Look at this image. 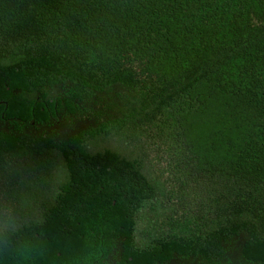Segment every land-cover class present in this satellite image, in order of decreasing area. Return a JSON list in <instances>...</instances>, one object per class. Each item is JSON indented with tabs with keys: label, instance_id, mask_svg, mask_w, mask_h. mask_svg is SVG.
<instances>
[{
	"label": "trees",
	"instance_id": "trees-1",
	"mask_svg": "<svg viewBox=\"0 0 264 264\" xmlns=\"http://www.w3.org/2000/svg\"><path fill=\"white\" fill-rule=\"evenodd\" d=\"M7 215L0 264H264V0H0Z\"/></svg>",
	"mask_w": 264,
	"mask_h": 264
},
{
	"label": "clouds",
	"instance_id": "clouds-1",
	"mask_svg": "<svg viewBox=\"0 0 264 264\" xmlns=\"http://www.w3.org/2000/svg\"><path fill=\"white\" fill-rule=\"evenodd\" d=\"M19 226L14 215H7L0 225V252L19 248L20 254L27 258L30 252L29 246L18 238Z\"/></svg>",
	"mask_w": 264,
	"mask_h": 264
},
{
	"label": "rangeland",
	"instance_id": "rangeland-1",
	"mask_svg": "<svg viewBox=\"0 0 264 264\" xmlns=\"http://www.w3.org/2000/svg\"><path fill=\"white\" fill-rule=\"evenodd\" d=\"M98 146H110L113 148H117L120 146V144H118L117 142H115L112 138L107 137L106 139L103 140H98L95 143H89L88 147L89 148H94V147H98ZM120 149V147L118 148Z\"/></svg>",
	"mask_w": 264,
	"mask_h": 264
}]
</instances>
